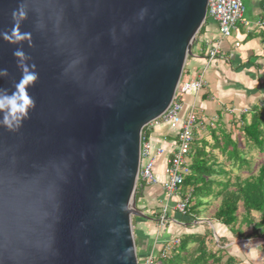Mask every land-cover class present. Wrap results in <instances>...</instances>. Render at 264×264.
<instances>
[{
	"label": "water",
	"instance_id": "obj_1",
	"mask_svg": "<svg viewBox=\"0 0 264 264\" xmlns=\"http://www.w3.org/2000/svg\"><path fill=\"white\" fill-rule=\"evenodd\" d=\"M207 12L0 0V88L25 65L37 75L27 115L0 126V264H139L132 218L153 219L137 205L141 135L172 104Z\"/></svg>",
	"mask_w": 264,
	"mask_h": 264
},
{
	"label": "crops",
	"instance_id": "obj_2",
	"mask_svg": "<svg viewBox=\"0 0 264 264\" xmlns=\"http://www.w3.org/2000/svg\"><path fill=\"white\" fill-rule=\"evenodd\" d=\"M245 6V18L250 21H256L264 14V0H245ZM219 36L218 24L213 19L208 18L193 44V54L187 59L183 73V77L186 78L185 81L195 80L205 68L210 43L215 42ZM236 42H239L240 46L237 47ZM204 78L207 85L200 92L191 91L182 98L186 106H195L199 119H206L208 122L205 127L198 125L195 130V140L190 153L191 165L193 164V153L198 148L201 149L202 145H207V149H212V153L218 158V164L223 163L221 158L222 156L225 157L223 148L226 145L227 135L229 134L231 139L236 140L242 125V116H246L250 121L255 108H264V30L254 28L248 32L241 23L237 25L232 37L224 41L221 54L207 68ZM232 108L236 111H233ZM244 109H247L246 112L248 113L241 112ZM176 133L175 130L162 126L149 130L148 139L155 145H163L172 151ZM164 164L165 157H162L156 167V175L161 180L164 179ZM214 179L221 181L217 176H214ZM189 190L193 192V188H187L183 193ZM136 198L138 207L146 215L153 218H148V227L151 226L149 222L152 226L158 227L156 221H158L162 207L167 204L170 218L168 225L170 223L175 225L174 222L182 219V215L174 208L178 199L166 198L160 185L146 186L140 182ZM144 222H146L144 218H139L136 221L137 236L139 250L145 252L144 255L147 256L153 249L158 237H155L157 232H150L146 229ZM213 224L214 233L217 230L220 237L230 240L226 244L228 248L232 243L231 238L234 234L217 221ZM204 228L206 232L210 227ZM166 230L170 232L168 227ZM167 232L164 237L160 238L164 240V238L170 239L178 235L167 234ZM146 236L151 239L149 250L147 249L148 239ZM228 252L230 253L229 249Z\"/></svg>",
	"mask_w": 264,
	"mask_h": 264
},
{
	"label": "trees",
	"instance_id": "obj_3",
	"mask_svg": "<svg viewBox=\"0 0 264 264\" xmlns=\"http://www.w3.org/2000/svg\"><path fill=\"white\" fill-rule=\"evenodd\" d=\"M146 133L148 135V131ZM242 137L246 140L247 146L257 148L261 154H264V108H255L250 121L246 116H242L240 134L236 140L227 135L223 152L225 161L228 160L231 169L251 167L247 151L240 145ZM192 163V174L186 178L182 189L185 192L187 188H193L191 202L195 201V205L189 208L187 215L182 216L183 223L189 225L192 220H196L195 215L200 213V206L209 204L210 197H220L221 202L214 220L226 226L237 239H248L259 234L264 240V163L256 173L246 178L237 175L234 181L228 176L230 172L226 169L227 165L218 164L217 156L212 153V149H207V145H202L201 149L198 148L193 153ZM216 174L227 178L218 181L214 179ZM215 184L217 189L213 187ZM240 209L242 215L239 213ZM254 214L259 216L258 220ZM243 226L250 227L252 234H246ZM177 236L180 237V242L173 248L171 256L158 259L156 264H251L228 252L226 244L230 240L219 237L216 242L211 227L205 233L184 232ZM146 238L149 250L151 239L147 236ZM136 242L139 248L138 239ZM144 254L146 253L139 251L140 261L146 257Z\"/></svg>",
	"mask_w": 264,
	"mask_h": 264
},
{
	"label": "built area",
	"instance_id": "obj_4",
	"mask_svg": "<svg viewBox=\"0 0 264 264\" xmlns=\"http://www.w3.org/2000/svg\"><path fill=\"white\" fill-rule=\"evenodd\" d=\"M245 0H208V18L218 24L219 38L211 42L207 54L205 68L198 74L195 80L180 83L175 98L169 108L157 119L151 121L143 130L140 147V170L138 185L143 182L146 186L160 185L166 198L178 200L175 203V211L181 215H187L191 206L192 190L183 193V184L191 174L190 152L195 140V130L200 125L205 127L206 119H199L194 105L186 106L182 101L183 96L191 91L200 92L207 82L204 78L207 68L222 52V42L232 37V33L241 23L248 32L258 28L264 30V14L256 21L245 18ZM240 46L239 42L235 43ZM236 111V109H233ZM247 109L241 110L246 112ZM166 126L175 130L176 136L173 149L168 150L163 145H155L146 131ZM171 151V152H170ZM165 157L163 167L164 179L156 175V167L160 158ZM168 204L162 207L158 217V226L166 230L169 222ZM180 242V237L175 235L170 239H156L155 245L150 253L140 261L139 264H156L158 259L171 256L172 250Z\"/></svg>",
	"mask_w": 264,
	"mask_h": 264
},
{
	"label": "rangeland",
	"instance_id": "obj_5",
	"mask_svg": "<svg viewBox=\"0 0 264 264\" xmlns=\"http://www.w3.org/2000/svg\"><path fill=\"white\" fill-rule=\"evenodd\" d=\"M247 16V15H246ZM240 23H238L239 25ZM225 41V40H224ZM222 42V48H223V43ZM197 49V48H196ZM186 80L185 77H182V82H184ZM233 109V108H232ZM248 113V112H246ZM240 134L237 133V137ZM240 145H242L243 149L245 151H247V158L250 159L251 161V167L247 168L246 166H244L243 169H238V168H234L231 169L228 160L225 161V158L223 159V163H225V165H227V171H229V178L232 179V181L235 180V177L237 175H239L241 178H246L248 177L250 174L256 173L258 171V168L260 167V165H262L264 163V154H261L259 152V150L257 148H250V146L246 144V140L244 139V137H242V140H240ZM216 176L220 179H226L227 177L223 176V175H219L216 174ZM213 187L215 189H217V185H213ZM221 202V198H213L210 197V203L209 204H204L202 206H200L199 211L200 213L196 214V220H192V223L187 225L184 224L181 219L177 222H174L175 225H172L173 223H170V225L167 224L168 227V231L167 230H163L162 228H160L159 226L157 227L152 226V224L150 227H148V218H144L146 219V222H144L146 229L150 232H157L155 237H158L160 239V237H164L165 233L167 232V234H182L184 232L187 233H192V232H198V233H204L205 232V228L204 227H211L213 228L214 224L213 222H216L214 220V212L216 211V209L219 207ZM195 205V201L191 202V206L193 207ZM240 215H242V209H240ZM256 217V220L259 219V216L257 214H254ZM183 216V215H182ZM138 219H136V216H133L132 218V223H133V229H134V233H135V239L137 241L138 236L136 235V232L138 230V226H137V221ZM170 220V219H169ZM156 224L158 225V221H156ZM244 231L246 234H252V229L250 227L247 226H243ZM165 231V232H164ZM219 233V232H218ZM216 232L214 233V229H213V234H214V240L216 242H218V238L220 237L219 234ZM171 237V236H170ZM165 239V238H164ZM251 240V243H249L248 246H246L247 242ZM232 243L228 246V249L230 251V253L236 257H238L240 260L244 261L245 263H251V264H264V240L263 238L260 237L259 234H255L254 237L252 238H248V239H237L234 235L233 238H231ZM139 248H138V253H139Z\"/></svg>",
	"mask_w": 264,
	"mask_h": 264
},
{
	"label": "clouds",
	"instance_id": "obj_6",
	"mask_svg": "<svg viewBox=\"0 0 264 264\" xmlns=\"http://www.w3.org/2000/svg\"><path fill=\"white\" fill-rule=\"evenodd\" d=\"M17 16V13H13V17ZM20 16L23 17L24 13L21 11ZM18 29V22L14 27L13 35L16 34ZM16 57H23L25 53L17 49L14 53ZM7 69H0V74H6ZM37 78L35 72L28 69L27 65L22 68L20 80L15 84V89L9 93L6 89L0 88V126L13 129L18 122L27 115L28 109L33 106L34 101L29 96L27 86L34 82ZM251 243L249 240L246 246Z\"/></svg>",
	"mask_w": 264,
	"mask_h": 264
}]
</instances>
